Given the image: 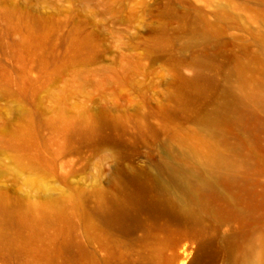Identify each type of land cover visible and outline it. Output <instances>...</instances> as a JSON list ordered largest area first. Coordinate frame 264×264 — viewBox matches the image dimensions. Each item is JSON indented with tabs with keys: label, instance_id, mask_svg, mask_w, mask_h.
<instances>
[{
	"label": "rangeland",
	"instance_id": "rangeland-1",
	"mask_svg": "<svg viewBox=\"0 0 264 264\" xmlns=\"http://www.w3.org/2000/svg\"><path fill=\"white\" fill-rule=\"evenodd\" d=\"M0 264H264V0H0Z\"/></svg>",
	"mask_w": 264,
	"mask_h": 264
},
{
	"label": "bare ground",
	"instance_id": "bare-ground-1",
	"mask_svg": "<svg viewBox=\"0 0 264 264\" xmlns=\"http://www.w3.org/2000/svg\"><path fill=\"white\" fill-rule=\"evenodd\" d=\"M225 93L231 95V89L226 86L224 89ZM167 174L168 178H163V175ZM156 179L160 182L161 187L164 190H174L175 185L178 191L174 190L175 195L168 203L169 206H180L183 211L192 214V209L189 207V203L194 201L196 196V189L191 184L182 163L173 157L165 159L155 173Z\"/></svg>",
	"mask_w": 264,
	"mask_h": 264
}]
</instances>
